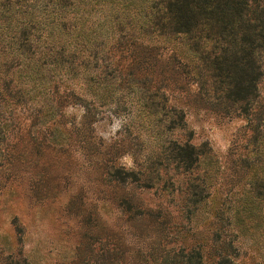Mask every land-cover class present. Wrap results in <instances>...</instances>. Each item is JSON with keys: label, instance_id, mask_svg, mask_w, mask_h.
I'll return each mask as SVG.
<instances>
[{"label": "rangeland", "instance_id": "rangeland-1", "mask_svg": "<svg viewBox=\"0 0 264 264\" xmlns=\"http://www.w3.org/2000/svg\"><path fill=\"white\" fill-rule=\"evenodd\" d=\"M145 3L74 1L40 31L82 70L0 82V264H264V77L242 112Z\"/></svg>", "mask_w": 264, "mask_h": 264}, {"label": "trees", "instance_id": "trees-1", "mask_svg": "<svg viewBox=\"0 0 264 264\" xmlns=\"http://www.w3.org/2000/svg\"><path fill=\"white\" fill-rule=\"evenodd\" d=\"M54 1L44 0L37 8L32 0H0V82L8 91V106L10 102L12 107L22 104L18 83L21 77L32 79L34 74H39L40 63L49 70H55L62 81L68 79L73 69L82 70L80 66H71L64 48L57 47L59 49L55 50L56 43H42L40 29L43 25L49 24L52 32L59 30L58 35L64 37L66 24L63 17L58 21H51L50 17L53 14L62 15L65 9L73 6L74 1L79 0H57L56 4ZM145 1L141 6L145 22L138 25L139 30H146L152 36L157 31L158 36L170 33L192 43L199 54V63L204 65L205 72L217 92L222 93L223 99L234 106L238 105L242 112L251 109V102L257 96V83L264 77L261 64L264 61V0ZM35 11H39V21L35 19ZM23 16L27 18L22 22L19 19ZM118 26L120 33L113 46H122L120 38L124 29L120 23ZM129 45L131 53L135 55L140 52L145 55L150 50L148 41L141 43L131 39ZM38 54H41L40 58ZM15 69L21 78L19 80L13 73ZM104 74L105 67L101 70V75ZM7 79L10 81L7 82ZM49 82L56 85V81ZM57 91L59 100V86ZM29 101L32 102L31 99ZM50 124L51 119L43 123L44 126ZM52 126L56 127L54 124ZM118 180L125 181L121 177Z\"/></svg>", "mask_w": 264, "mask_h": 264}]
</instances>
